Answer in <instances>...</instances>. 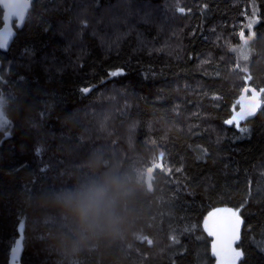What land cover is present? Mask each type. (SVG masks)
I'll list each match as a JSON object with an SVG mask.
<instances>
[{
	"label": "trees",
	"instance_id": "obj_1",
	"mask_svg": "<svg viewBox=\"0 0 264 264\" xmlns=\"http://www.w3.org/2000/svg\"><path fill=\"white\" fill-rule=\"evenodd\" d=\"M246 84L262 102L228 124ZM262 90L264 0H32L0 50V264H216L227 209L236 264H264ZM159 150L168 174L139 175ZM109 177L118 222L90 235L77 197Z\"/></svg>",
	"mask_w": 264,
	"mask_h": 264
},
{
	"label": "clouds",
	"instance_id": "obj_2",
	"mask_svg": "<svg viewBox=\"0 0 264 264\" xmlns=\"http://www.w3.org/2000/svg\"><path fill=\"white\" fill-rule=\"evenodd\" d=\"M123 184L117 177H109L103 185L93 184L78 194L80 225L90 235H104L118 222V201Z\"/></svg>",
	"mask_w": 264,
	"mask_h": 264
},
{
	"label": "snow or ice",
	"instance_id": "obj_3",
	"mask_svg": "<svg viewBox=\"0 0 264 264\" xmlns=\"http://www.w3.org/2000/svg\"><path fill=\"white\" fill-rule=\"evenodd\" d=\"M2 7L7 9V13L4 17L5 22V30L3 33H0V48H6L8 43V37L12 34L9 29V22L12 20L13 17L17 18L19 21H23L25 11H26V5L24 3H13V2H7V0H2ZM180 11H183V9H180ZM19 26V24L17 25ZM251 27V25H249ZM118 73H112L113 76L117 75ZM84 92L89 91V89H83ZM247 91V89H245ZM264 91V90H262ZM256 105H252L247 110L241 109V114L239 115L238 119L234 117L233 119H230L226 121L228 124L237 123L238 126V120H243L248 116H251L254 114ZM7 121L0 117V128H3L7 125ZM241 131H247V129H241ZM39 154V152L37 153ZM152 169L149 168V172L151 173ZM219 211V210H218ZM225 211H228L231 213V216L235 219L231 222L227 237L223 240H221L220 235L217 231L213 230V228L208 227V220H205V228L208 231L209 236L217 237V240L220 241L219 243L214 242L212 244V250L213 255H215L217 259V264H236L237 260L242 257V252L235 250L232 247L233 242L238 239V227L240 224V219L237 216V213L232 211L231 209H227ZM215 213H209V217L214 216ZM151 243V241H149ZM20 247V242H16V248H14L13 255L16 254Z\"/></svg>",
	"mask_w": 264,
	"mask_h": 264
},
{
	"label": "water",
	"instance_id": "obj_4",
	"mask_svg": "<svg viewBox=\"0 0 264 264\" xmlns=\"http://www.w3.org/2000/svg\"><path fill=\"white\" fill-rule=\"evenodd\" d=\"M7 2H13V3H24L26 5V11H25V15L23 18V21H19L17 18L13 17L12 20L9 22V29L10 32L12 33L9 37H8V43L6 48H0L1 51L6 52L9 50L12 42L14 41L16 34H17V30H20L26 21L28 12L31 9L32 6V0H7ZM0 8L2 10V24L0 26V33H3L5 30V22H4V17L5 14L7 13V9L2 7V0H0ZM19 24V26H17ZM245 89H247V91H245ZM255 90L254 86L251 84H246L240 91V94L238 95L236 102L237 103H243L244 101H246L247 99H249L251 97L252 92ZM162 166V162H158L155 163L153 165H151V175L160 167ZM239 217V216H238ZM235 218L231 216V213L225 210H219L215 213L214 216L211 217L210 219V223H211V228H213V230L217 231L220 235L221 240L225 239L227 237V233L230 227L231 222L234 220ZM240 219V217H239ZM240 226H241V220H240V224L238 227V236H239V231H240ZM213 238V243H219L220 241L217 240V237L212 236ZM237 240V239H236ZM236 240L233 242L232 247L235 249V242ZM18 241L20 242V250L22 248V237H19ZM236 250V249H235ZM17 258V256H15ZM216 257V256H215ZM217 257H216V264H217ZM19 264V263H18Z\"/></svg>",
	"mask_w": 264,
	"mask_h": 264
},
{
	"label": "rangeland",
	"instance_id": "obj_5",
	"mask_svg": "<svg viewBox=\"0 0 264 264\" xmlns=\"http://www.w3.org/2000/svg\"><path fill=\"white\" fill-rule=\"evenodd\" d=\"M253 23H249V25H252ZM248 25V35L244 36L248 39H250L251 35L253 34V31H252V27H249ZM246 39L243 38V41H244V44L246 43L245 41ZM242 50H245V45H243L242 47ZM115 73H122L121 70H116L114 71ZM113 72V73H114ZM256 95V94H255ZM255 95H252V97L250 99H247L246 101H244L243 103H237V108L235 109L234 111V114H233V117H236L238 119L239 115L241 114V109L243 108L244 110H247L248 108H250L252 105H256L255 107V110L257 109V107L259 106V104L262 102V99H261V96L258 98H256ZM2 96L0 94V117H2L3 119L6 120L5 116H6V112L4 111V106H3V102H2ZM255 112V111H254ZM244 120V119H243ZM243 120H238V123H241ZM8 122V120H6ZM8 126H9V122L7 123V125L3 128H0L1 130L5 131L8 129ZM158 162H162V166L157 169L155 172L157 171H164L168 174V166L165 164V155H164V152L159 150V151H156L154 154H153V157L151 156L150 157V160H149V163L147 165H145V167H142L141 169L138 170V173L139 175H143L147 177H150L152 178V176L154 175V173L152 175H150L151 173L149 172V168H151V165L155 164V163H158ZM216 212V211H215ZM213 212V213H215ZM208 220V227H211V223H210V219L211 217H209V215L207 216L206 218Z\"/></svg>",
	"mask_w": 264,
	"mask_h": 264
},
{
	"label": "flooded vegetation",
	"instance_id": "obj_6",
	"mask_svg": "<svg viewBox=\"0 0 264 264\" xmlns=\"http://www.w3.org/2000/svg\"><path fill=\"white\" fill-rule=\"evenodd\" d=\"M256 94V95H255ZM252 95H255L256 96V98H258L259 99V97L261 96V93L260 92H258L256 89L252 92V94H251V97H252ZM250 97V98H251ZM249 98V99H250Z\"/></svg>",
	"mask_w": 264,
	"mask_h": 264
},
{
	"label": "bare ground",
	"instance_id": "obj_7",
	"mask_svg": "<svg viewBox=\"0 0 264 264\" xmlns=\"http://www.w3.org/2000/svg\"><path fill=\"white\" fill-rule=\"evenodd\" d=\"M184 44V43H183ZM185 45V44H184ZM200 85V84H199ZM203 87V86H202Z\"/></svg>",
	"mask_w": 264,
	"mask_h": 264
}]
</instances>
